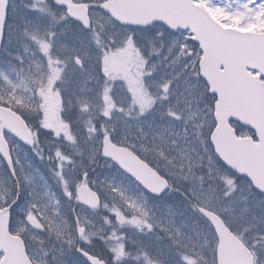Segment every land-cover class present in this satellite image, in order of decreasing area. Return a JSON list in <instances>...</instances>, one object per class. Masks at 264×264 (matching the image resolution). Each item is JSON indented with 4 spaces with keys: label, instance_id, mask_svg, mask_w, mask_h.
<instances>
[{
    "label": "rangeland",
    "instance_id": "374dc122",
    "mask_svg": "<svg viewBox=\"0 0 264 264\" xmlns=\"http://www.w3.org/2000/svg\"><path fill=\"white\" fill-rule=\"evenodd\" d=\"M101 1L104 0H76L91 5H98ZM221 9L218 14L226 21L225 25H229L233 12ZM9 11L6 49L13 50L18 58L15 63L7 64L5 58V65L0 62V98L12 106H22L24 111L26 102H31L32 111H36L45 128L51 129L57 141L55 145L60 155H56L54 160L59 161L62 157L68 159L66 163L56 162L57 166H62L53 176L41 177L40 173L35 174L34 165L31 164L36 152L26 154L25 158L24 151L17 146L15 167L23 169L18 170L21 175L19 192L25 199L18 214L28 217V211L34 210L48 229L47 237L55 245H67L64 250L55 252L58 259L51 258L50 263L85 264L71 251L77 243L75 229H70L59 220L66 218L59 206L64 204L62 194L52 190L49 195L44 186L49 190L50 182L57 181L56 184L68 197L66 190L70 193L73 187L76 190L80 185L70 169L91 177L90 171L83 165L88 163L92 175L99 173L88 184L105 198L106 207L102 211L111 216L119 213V218L129 215L142 221L139 225L123 223L121 226L122 222H117L116 217L112 220L115 224H108L102 219L99 224L96 213L85 209L76 210V216L87 233L97 230L106 234V240L93 244L97 254L106 255L108 264H124L130 253L133 260L142 261V264H216L214 234L197 215V207L218 214L232 232L251 245L258 264H264V197L253 193L245 180L237 179L218 166L207 134L212 124V111L200 94L203 85L194 71L201 56L198 53L188 54L193 50L188 33L171 34L163 27L151 28V33L123 30L96 10L92 13L93 27L107 32L118 46L114 58L107 59L105 56L108 51L98 48L94 32L85 34L65 24L61 15L49 7L47 0H24L12 4ZM252 14L256 15L257 12ZM22 24L26 27L20 30ZM128 36L135 37V50H125L124 39ZM44 43L50 45L47 54L41 47ZM147 54L150 58L161 59V62L167 60L164 71L160 69L158 75L153 74L154 77L149 79L146 77L148 58L138 68L140 74L134 70ZM77 57L82 63L80 68L75 64ZM29 60L38 63L39 71L25 78L30 82L23 85L15 66H20L17 70H23L21 67L26 66ZM54 68L62 70L55 81L51 79ZM67 68L71 70L66 71ZM118 71L120 75L116 74ZM59 80V93L65 92L69 96L65 100L72 105L69 104L67 109H77L75 126H80L82 133L71 131L62 117L57 119L60 107L54 88L58 86ZM133 80L143 83L148 81L159 92H146V98H140L135 92L133 95L137 99L130 100L135 105L123 110L115 103L125 106L128 98L123 94V100L118 98L117 102L114 101L115 94L109 87L116 83L118 91L122 92L125 85L128 86L127 83L133 86ZM92 83L97 86L90 87ZM165 85L169 92L165 91ZM27 87L31 91H27ZM196 89L199 91L197 95L194 93ZM27 93L30 99L26 98ZM158 94L161 97L164 94L173 97L166 104V111L156 106L162 99ZM146 101L151 103L141 111V105ZM199 103L202 105L199 106ZM103 133H108L116 144L128 146L154 167L162 166L164 176L174 186L172 193L161 200H153L116 167L104 161L96 163L97 149L100 152L99 137ZM241 136H246V133ZM7 140L11 141L9 138ZM76 157L78 162L74 166L72 160ZM9 179L0 162V207L15 197ZM228 179H232L233 184L229 185ZM183 192L190 198L184 196ZM15 226L16 232L29 245L33 263L47 264L36 245L43 241V228L34 230L29 225L25 226L24 221H16ZM132 239L133 247L125 244V241ZM85 247L89 248L88 245ZM121 247L124 255L117 259L113 249ZM143 251L149 259L141 254Z\"/></svg>",
    "mask_w": 264,
    "mask_h": 264
},
{
    "label": "water",
    "instance_id": "95a60500",
    "mask_svg": "<svg viewBox=\"0 0 264 264\" xmlns=\"http://www.w3.org/2000/svg\"><path fill=\"white\" fill-rule=\"evenodd\" d=\"M11 1L17 0H0V52L8 5ZM176 3V0H112L104 4L101 9L123 27L148 28L153 24H163L171 30L189 27L200 35L208 33L209 30L198 13L189 9L185 12H179L172 8ZM53 4L59 8H65L66 14L71 20L88 29L89 17L85 6L74 5L72 0H53ZM84 21H87V24ZM217 30L221 38L225 37L227 40L232 38L227 34L224 36L225 32L222 30L218 28ZM210 52H212L211 49H206L205 57L208 58L207 54ZM203 69L205 70V68ZM242 87L243 85L240 84L237 94L230 100L229 105L216 109L217 127L213 131L210 141L222 163L240 177L247 178L253 184L255 190L259 191L256 185H264V122L260 121V113L264 111V108L257 111L248 106L242 100V97L237 99ZM220 101L226 102L222 98H220ZM230 120H239L244 125L254 129L258 135L259 144L255 146L249 140L235 139L233 131L227 126ZM3 131L12 134L16 139L27 145H31V136L20 118L0 108V154L9 164L7 146L1 138ZM105 150L113 152L114 155L119 157V160H114L112 155L106 156L104 154ZM103 156L118 165L124 173L134 179L150 195L160 197L162 195L157 196L155 194H164L169 190V186L164 179L160 178L127 150L113 146L108 137L103 139ZM259 192L264 194V191ZM89 195V192H80L79 196L83 197L80 200H88ZM92 195L95 196L98 206L97 196L91 192V198ZM199 213L212 225L219 239L218 264H253L249 252L232 238V235L217 216L205 210L202 211V209H199ZM2 223L0 224V251L5 254V258L1 264H29L23 254L24 250L21 243L2 235V229L5 231L7 228V217L3 219ZM86 259L90 264H102L92 258Z\"/></svg>",
    "mask_w": 264,
    "mask_h": 264
},
{
    "label": "snow or ice",
    "instance_id": "6c2138e0",
    "mask_svg": "<svg viewBox=\"0 0 264 264\" xmlns=\"http://www.w3.org/2000/svg\"><path fill=\"white\" fill-rule=\"evenodd\" d=\"M84 23L87 24V21H84ZM124 44L126 45L125 50H128V49L135 50V48H136L135 37H134V36H128V37H125V39H124ZM41 47H42L43 52H44L45 54H47L48 51H49L50 45L44 43V44L41 45ZM77 63H78V64L81 63V61L79 60L78 57H77ZM61 71H62V70H58V69H55V68H54V69L52 70V76H51V79H52V80L59 79V76H60V72H61ZM167 90H168V86L165 85V91H167ZM150 103H151V101H146L144 104H142V105H141V111H143L144 108L147 107V105L150 104ZM69 139H71V137H69ZM29 142H30V141H29ZM109 147H110V145H109ZM114 151H118V150H114ZM104 154H105L106 156H108V155H112V158H113L114 160H119V157L116 156V155H114L113 152H110V151H108V150H105ZM57 155L59 156L60 154L57 153ZM62 159H66V158L62 157ZM86 176H87V174L85 173V177H86ZM227 183H228L229 185H231V184H233V180H232V179H228V180H227ZM256 187L258 188L259 191H264V185H256ZM78 190H79L81 193H83V192H87V191H88V188H87L86 184H81V185H79ZM66 194L71 195V193H67V190H66ZM79 198L83 199V197H79ZM84 202L90 204L93 208H95V207L97 206V204H96V199H95V196H94V195H92V198H91V199L85 200ZM137 210H139V209H137ZM202 211H203V209H202ZM117 215L119 216V213H117ZM29 219H32V217L30 216ZM120 219H121V222H123V217H120ZM129 222H130V223H133V224H136V225H139L140 223H142V221H139V220H137V219H133V220H131V221H129ZM148 227H150V226H148ZM81 233H83V229H81ZM85 239H86V238H85ZM113 251L116 252V258H117V259H119L121 256L124 255V252H123L122 247H121L120 249H113ZM82 254L85 255L86 258L91 259V257L89 256L88 253L82 252Z\"/></svg>",
    "mask_w": 264,
    "mask_h": 264
},
{
    "label": "clouds",
    "instance_id": "9594fccd",
    "mask_svg": "<svg viewBox=\"0 0 264 264\" xmlns=\"http://www.w3.org/2000/svg\"><path fill=\"white\" fill-rule=\"evenodd\" d=\"M101 159L102 160H104L105 158H103V157H101ZM105 162H107V163H110L113 167H119L118 165H116L114 162H112V161H105ZM155 195H157V196H160V195H163V194H155ZM256 259H258V258H256ZM256 259H254V264H256Z\"/></svg>",
    "mask_w": 264,
    "mask_h": 264
},
{
    "label": "trees",
    "instance_id": "16d2710c",
    "mask_svg": "<svg viewBox=\"0 0 264 264\" xmlns=\"http://www.w3.org/2000/svg\"><path fill=\"white\" fill-rule=\"evenodd\" d=\"M52 9H54V8H52ZM54 10H56V9H54ZM6 61H7V63H11L10 62L11 61V58H7ZM34 65L37 66L35 63H34Z\"/></svg>",
    "mask_w": 264,
    "mask_h": 264
},
{
    "label": "bare ground",
    "instance_id": "6f19581e",
    "mask_svg": "<svg viewBox=\"0 0 264 264\" xmlns=\"http://www.w3.org/2000/svg\"><path fill=\"white\" fill-rule=\"evenodd\" d=\"M107 56H109V57H113V53H109Z\"/></svg>",
    "mask_w": 264,
    "mask_h": 264
}]
</instances>
